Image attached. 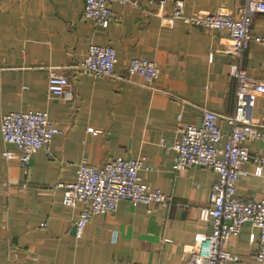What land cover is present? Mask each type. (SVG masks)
Here are the masks:
<instances>
[{"label": "crops", "instance_id": "crops-1", "mask_svg": "<svg viewBox=\"0 0 264 264\" xmlns=\"http://www.w3.org/2000/svg\"><path fill=\"white\" fill-rule=\"evenodd\" d=\"M245 0H183V12L215 11L234 15ZM84 0H0V118L19 110L46 111L58 126L50 154L37 149L29 163L3 155L13 145L0 137V264H189L186 248L212 223L200 217L216 173L191 166L175 171L173 149L162 145L180 137V125L199 123L209 108L217 124L234 110L235 79L229 75L233 55L229 32L175 18L165 20L172 0L113 1L107 26L82 15ZM252 32L264 35V11H257ZM110 45L116 52L117 77L80 70L89 44ZM152 60L159 68L151 82L131 74V57ZM247 73L264 81V43L251 40L242 59ZM67 75L63 94L47 91V74ZM264 96L255 95L259 117ZM89 127L96 129L92 132ZM252 153L258 140L246 142ZM145 157L149 170L142 181L173 195L169 207L120 200L114 212L93 215L80 236L75 220L80 205L62 203L57 183L73 179L82 163L101 166L113 157ZM236 182L241 196L264 198V167L244 165ZM253 233L254 238L250 239ZM258 228L244 224L229 236L236 255L226 264H261L256 258Z\"/></svg>", "mask_w": 264, "mask_h": 264}, {"label": "built area", "instance_id": "built-area-1", "mask_svg": "<svg viewBox=\"0 0 264 264\" xmlns=\"http://www.w3.org/2000/svg\"><path fill=\"white\" fill-rule=\"evenodd\" d=\"M126 3L129 0H84L82 15L102 26L109 25L115 15L111 2ZM173 6L165 20L172 22L181 18L184 22L201 25L209 29H226L230 44L227 50L233 55L229 64V75L235 79V104L231 114L226 115L228 130L217 124L219 116L212 109H202L199 123L185 122L180 125V137L170 143L161 140L162 145L175 151L174 170L191 166L211 168L216 177L211 184L208 205L201 207L200 217L212 223L210 233H198L194 242L186 248L189 264H226L237 257L227 248L230 235L240 232L244 224L258 228L256 258L264 264V198L241 196L236 193V182L247 174L244 165L248 161L256 164V172L264 167V104L259 117L253 116L255 95L264 96V81L252 78L243 66L245 49L251 40L264 43V35L252 32V20L257 11H264V0H245L238 14L218 7L215 11L183 12V0H172ZM116 52L110 45L91 43L85 60L79 68L95 76L117 77L114 70ZM128 72L142 77V85L153 88L151 82L158 75L159 68L152 60L131 57L127 62ZM69 83L66 74L49 70L47 91L52 97L63 94ZM92 132L96 129L89 127ZM58 126L42 110H19L3 113L0 118V137L13 149H5L3 155L16 158L26 166L37 149L50 154V143ZM258 140L261 151L250 152L247 141ZM151 163L145 157H113L103 165L80 163L73 179L57 183L63 188L62 203L74 207L80 205L75 220V233L80 236L89 219L98 213L114 212L120 200L133 203L160 204L166 207L173 195L159 188H152L142 181L140 170H149ZM254 235L251 233L250 239ZM11 264V263H8Z\"/></svg>", "mask_w": 264, "mask_h": 264}]
</instances>
